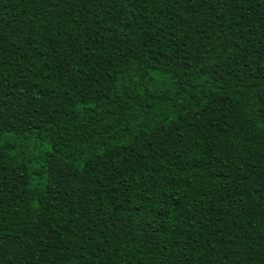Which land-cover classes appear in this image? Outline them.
<instances>
[{
    "label": "trees",
    "instance_id": "16d2710c",
    "mask_svg": "<svg viewBox=\"0 0 264 264\" xmlns=\"http://www.w3.org/2000/svg\"><path fill=\"white\" fill-rule=\"evenodd\" d=\"M0 264H264V0H0Z\"/></svg>",
    "mask_w": 264,
    "mask_h": 264
}]
</instances>
